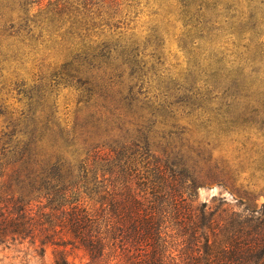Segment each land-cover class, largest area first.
<instances>
[{"label":"trees","instance_id":"trees-1","mask_svg":"<svg viewBox=\"0 0 264 264\" xmlns=\"http://www.w3.org/2000/svg\"><path fill=\"white\" fill-rule=\"evenodd\" d=\"M229 1L238 9L240 0L177 4L192 30L212 23L211 11ZM248 1L264 9V0ZM17 4L0 0V65L27 46L38 48L46 25L65 11L59 2L51 1L37 13L28 0ZM243 14L231 16L240 20ZM250 17L258 23L259 11ZM10 38L18 41L14 50ZM63 39L68 51L84 47ZM236 86L222 92L214 107L183 104L187 124H195L197 134L180 123L174 106L169 116L157 108L151 116L121 118L111 128L121 135L124 162H88L81 153L89 128L62 127L34 98L18 111L0 97V245L29 239L39 241L44 252L47 243L71 244L93 257L108 254L112 264H264V202L246 213L197 200L199 186L212 182L228 187L245 207L264 193L256 183L241 188L231 162H212L216 143L228 135L234 120L260 110L251 101L264 112V98L253 100L244 93L247 88ZM152 149L158 151L152 162H133ZM64 253L62 249L56 264H69Z\"/></svg>","mask_w":264,"mask_h":264},{"label":"rangeland","instance_id":"rangeland-1","mask_svg":"<svg viewBox=\"0 0 264 264\" xmlns=\"http://www.w3.org/2000/svg\"><path fill=\"white\" fill-rule=\"evenodd\" d=\"M51 1L63 5L64 13L44 26L48 29L37 40L38 48L27 46L14 60L1 63L0 97L18 111L34 98L39 109L53 113L62 127L89 128L81 153L88 162H124L118 147L121 135L113 129L124 116H151L157 108L169 116L174 106L180 123L197 134L196 125L187 124L185 102L214 107L222 92L235 84L247 88L244 93L253 100L264 98L262 5H250L248 0H240L238 9L231 1L220 4L210 13L212 23L190 30L193 23L177 0H28L32 13ZM17 3L10 0L11 5ZM258 11L256 23L250 14ZM235 14L243 16L237 20L231 16ZM63 37L78 43L77 48L84 45L83 49L68 51ZM17 42L10 38L9 48L16 49ZM47 44L56 47L43 49ZM251 105L260 110L236 118L213 150L212 162H231L238 169L243 189L252 183L264 186V112L257 101ZM104 120L105 124L99 123ZM156 154L152 149L136 155L133 162H152ZM197 195L199 202L215 207L223 203L246 213L264 202L262 193L245 207L218 182L200 185ZM62 249L69 264L115 261L108 254L93 257L71 244L47 243L42 252L39 241L26 239L0 245V264H56Z\"/></svg>","mask_w":264,"mask_h":264}]
</instances>
